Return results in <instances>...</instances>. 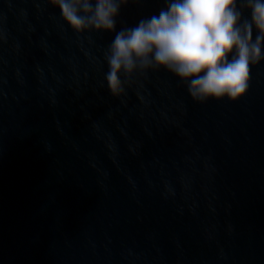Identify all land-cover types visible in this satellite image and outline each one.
I'll use <instances>...</instances> for the list:
<instances>
[{
	"label": "water",
	"instance_id": "obj_1",
	"mask_svg": "<svg viewBox=\"0 0 264 264\" xmlns=\"http://www.w3.org/2000/svg\"><path fill=\"white\" fill-rule=\"evenodd\" d=\"M165 3L77 33L51 0H0V264H264V60L235 100L163 68L108 89L116 31Z\"/></svg>",
	"mask_w": 264,
	"mask_h": 264
},
{
	"label": "clouds",
	"instance_id": "obj_2",
	"mask_svg": "<svg viewBox=\"0 0 264 264\" xmlns=\"http://www.w3.org/2000/svg\"><path fill=\"white\" fill-rule=\"evenodd\" d=\"M75 32H114L128 0H51ZM166 0L158 15L116 31L105 80L123 90L121 73L163 68L187 84L194 102L245 95L253 65L264 60V0ZM250 13L243 18V13ZM253 32L256 33L253 39Z\"/></svg>",
	"mask_w": 264,
	"mask_h": 264
}]
</instances>
